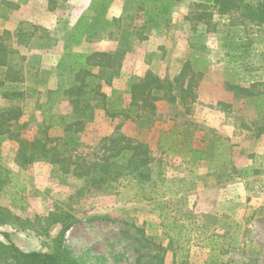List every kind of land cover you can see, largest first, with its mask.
Segmentation results:
<instances>
[{"label": "rangeland", "instance_id": "obj_1", "mask_svg": "<svg viewBox=\"0 0 264 264\" xmlns=\"http://www.w3.org/2000/svg\"><path fill=\"white\" fill-rule=\"evenodd\" d=\"M9 1L25 6L22 15L11 20L12 25L22 20L26 23L11 31L6 21L0 22V43L16 51L9 57L16 75H25L39 66L42 72L32 82L39 76L44 79V72L54 70L56 61L52 54L36 66L29 61L30 55L39 57L44 50L56 55L62 48L64 55L92 51L84 44V34L73 40L78 31H83L82 26L78 25L74 32L69 30L82 13L85 15L80 22L87 19L84 33L90 29L87 33L95 32L96 40L108 41L105 47L110 53L119 47L116 40L122 31L133 33L132 50L112 85L100 82V91L113 113L129 110L133 78H143L151 72L162 81H173L187 62L191 63V71L189 68L182 79L185 87L193 74L202 72L204 76L196 81L194 103L174 105L160 100L154 114L140 109L139 116L117 114L111 118L103 109L94 108L97 101L91 102L93 111L85 118L82 132L74 134L75 144L69 147V135L62 128L46 130L45 125L51 117L64 116L72 121L71 105L56 103L50 108L47 103L43 107L36 90L31 91L32 98L13 101L12 108L23 107L26 111L14 127L20 137L51 140L50 145H58L70 159L72 170L77 164L84 167L100 161L111 141L118 137L125 139L120 145H146L153 162L148 182L125 176L119 182L99 185L72 172L63 174L46 163L21 168L15 162L18 144L0 136V176L5 179L0 206L34 224L25 230L0 226V241L7 242L3 234L8 233L23 251L53 252V240L63 228L62 223L50 225V218L56 215L74 222L65 234V249L76 259L91 264H264V212L249 221L252 206L246 195L238 206L218 209V174L222 170L220 182L231 179V158L243 168L250 163L256 165L251 155L258 153L257 166L264 164L263 145L253 144L255 128L245 127L242 122L258 119L253 100L242 99L228 89L229 85L255 84L256 95H264V25L242 24L236 11L222 14L218 0H150L145 4L139 0H108L111 4L103 18L99 15L103 0ZM258 1L253 0V4ZM164 2L168 10L154 21H148L139 9L149 10ZM53 7H58V14L44 19L43 27L48 28L34 24L42 17L36 14L50 13ZM0 13L4 18V11ZM57 18L61 20L55 24ZM113 19L122 21L121 30L111 23ZM19 30L33 34L23 38L31 40L27 42L29 51L18 49L22 46ZM142 37L146 40H140ZM130 54L136 57L135 62L126 61ZM59 70L63 74L60 80L70 81L62 62ZM43 110L45 122L38 113ZM223 122L237 123L228 138L218 134ZM193 149L203 150L205 159L192 163ZM222 164L224 168H218ZM221 222L225 228L220 229Z\"/></svg>", "mask_w": 264, "mask_h": 264}, {"label": "trees", "instance_id": "obj_2", "mask_svg": "<svg viewBox=\"0 0 264 264\" xmlns=\"http://www.w3.org/2000/svg\"><path fill=\"white\" fill-rule=\"evenodd\" d=\"M143 4L150 0H139ZM218 7L222 14H231L236 11L238 18L242 20V24L251 23L257 26L264 25V0H259L257 4H253V0H218ZM111 4V1L103 0L99 5V15L103 18ZM167 2L162 6H154L151 9L139 8L144 12L148 21H154L164 14L168 9ZM54 8V7H53ZM238 10V11H237ZM202 20V17H198ZM87 19H82L79 26H82L83 31H78L73 40H79V36L86 34L85 25ZM120 19L114 20V26L121 30ZM9 34V33H7ZM20 43L24 44L25 37H33L32 33H17ZM133 33L125 30L119 35L116 40L119 43L114 54L106 52H95L92 54L68 52L66 60L62 62L67 66L71 79L67 83H63L56 91L49 93V104L52 108L56 103L62 101V97L67 99L73 107L72 121L66 117H51L47 120L48 124L45 129L49 130L53 127H60L66 135H69V140L66 141L67 147L75 144L74 134L82 132L86 124L85 118L89 112H92L91 102L97 101L94 108L103 109L111 118L117 114H126L127 118H131L134 113L139 116V110L148 109L151 114L156 111V102L160 100H168L171 104L177 105L180 102L184 104L194 103L196 101V89L199 79L203 78V73H195L190 77L186 87L183 85L184 79L189 73L191 63L187 62L182 71L173 81H162L153 73L148 72L143 78H133L130 85V107L128 111L113 113L107 107L106 95L100 91L101 81L104 84L111 86L118 72L122 67V63L127 55L132 50L131 37ZM98 35L91 32L88 39L96 38ZM146 40V37L140 38ZM191 48H196V45H190ZM16 54L15 50L0 43V68L11 64L9 57ZM191 71V68H190ZM182 81V83H181ZM179 89V93L175 90ZM228 89L234 91L235 94L241 95L242 98L249 96L254 97L250 89L237 85H229ZM102 98V99H100ZM139 104L140 107H139ZM21 117L20 109L10 108L6 111H0V136L7 137L11 141L18 143L19 148L15 159L16 164L21 168H26L37 163L50 164L57 168L63 174L73 173L76 177L93 180L95 184H113L119 182L125 176H134L137 181L148 182L151 179V164L153 158L150 155V149L143 144H131L126 142L120 145L124 137H118L111 141V145L105 152V155L99 161L89 163L80 167L76 165L75 169H71V161L65 157L59 150L58 145L51 146V140L45 138H35L28 140L21 138L18 129L14 127L19 125ZM15 121V122H13ZM41 132V131H40ZM53 142V140H52ZM106 153H108L106 155ZM205 152L203 150L193 149L191 162L197 163L204 159ZM92 176V177H90ZM89 178V179H88ZM5 186V179L0 176V193ZM51 226L62 223L63 228L56 238L53 240L54 251H23L13 241H11L8 233H4L7 242L0 241V264H91L87 260H78L64 247V238L66 232L74 224L73 221L62 220L56 215L50 218ZM0 226H8L18 228L20 230L32 229L34 224L30 219L22 220L17 215H14L8 208L0 206ZM163 264V263H161Z\"/></svg>", "mask_w": 264, "mask_h": 264}, {"label": "crops", "instance_id": "obj_3", "mask_svg": "<svg viewBox=\"0 0 264 264\" xmlns=\"http://www.w3.org/2000/svg\"><path fill=\"white\" fill-rule=\"evenodd\" d=\"M0 11H4V14H6L4 16V18H2V16L0 15V22L1 23H6L8 24V26H6V28L8 30L11 31H16L18 30L21 26V24L23 25V23H26V21L22 20L20 22L17 23V25L14 27L12 25V19L20 17L22 15V12L24 10V7L22 4L21 5H16L18 3H12V1H6V3H4V0H0ZM5 7H7L5 9ZM3 8V9H1ZM50 13H38L36 15H42L41 18H38L36 21H34V24H38V26H46L44 25V19L46 17L49 18H56L57 14H58V7H54L52 10H49ZM87 12V11H85ZM2 14V13H0ZM82 15L84 16L85 13ZM81 15H79L77 17L76 20H74L71 24H70V31H75V29L78 27L81 18L83 17ZM105 17V16H104ZM8 18V19H7ZM7 19V20H5ZM60 18L56 19L55 24H57L58 22H60ZM8 21V22H7ZM114 19L112 20L111 23L113 22ZM43 28H48V27H43ZM90 32V29L87 31ZM84 34L85 36L83 37L84 39V44L87 48H91L92 51H81L80 53H84V54H92L95 52H106L109 54H114L110 53V51L107 49V47H105V44L108 45V41L103 40L102 42H99V40H96L95 38L93 39H88V35L89 33ZM14 33V32H13ZM34 40V39H33ZM31 41V40H29ZM29 41H24V44L20 43L22 46H20L18 49L20 48H24L27 49V51H29L30 48H27V42ZM106 48V49H105ZM118 48V47H117ZM116 48V50H117ZM64 51L65 49L62 48L61 50H59L58 53H53V51L51 52V50H44L42 52V54H40L39 57H36L34 54L30 55L29 57V61L33 60L34 64L36 65L38 63V65H40L39 63H42L43 61H45V59H48L49 57L51 58L52 54L54 55V60L56 61V63H53L52 66H54V70L51 69V72H44V75L46 76L44 79H35V81L32 82L33 77H38L39 73L42 72L41 69H39L38 67H35L34 69H29L28 72L25 73V75H21L19 73H17L18 75H16L15 73H13V69L15 68V66L13 64H9L6 67H1L0 68V111H6L10 108H12L13 101H16L17 99H21L22 101L27 100L29 98H32L31 96V91L32 90H36L37 94L40 96V102L42 104V106H46L48 105L47 103L49 102V93L51 91H56L60 86L63 85V82L61 81L63 78V74L62 72L59 70V66L61 64V62H63L64 60H66V57L64 58ZM20 53L22 54V56H24V53H22L20 51ZM79 53V52H78ZM35 59V60H34ZM126 61H130L131 62H135L136 61V57L133 54H130ZM125 61V63H126ZM134 64V63H133ZM37 66V65H36ZM123 67H126L123 65ZM123 69V68H122ZM49 76H48V74ZM61 79V80H60ZM32 82V83H31ZM258 85L252 84L251 87H245L247 89L251 90V93L254 94V97L249 96L246 97L244 99H252L254 105L253 107L255 108L254 113L255 115L258 116V119H256L255 121H252L251 123H247L245 121H242L243 123H245V127H252L255 128L254 130V139H253V144L255 145H263L264 147V125H260L259 123L264 124V95H262L260 98H262V100H260V98L256 95L258 94L257 91H255L256 87ZM257 97V98H256ZM259 98V99H258ZM243 99V98H242ZM58 106L60 105H68L70 106V103L67 99H65L64 97H62V101L57 103ZM12 105V106H11ZM7 106V107H6ZM229 106V107H228ZM57 107V106H56ZM224 108H228L230 109L231 106L230 105H224ZM223 108V109H224ZM19 109V108H18ZM225 110V109H224ZM20 112H21V117L19 120V123L21 122L22 117H25V109L23 107H20ZM39 113V117L41 119H43V122L46 121V115L44 114V110ZM55 115V113L53 114ZM261 116V117H259ZM15 122V121H13ZM27 124V123H25ZM225 124V125H224ZM237 125V123H232L230 125V123H226L223 122V124L221 123L218 126V134L224 138H228L230 135V132H232L231 134L233 135L235 129V126ZM233 130V131H232ZM29 140V139H28ZM5 141H11L8 138ZM11 142H15V141H11ZM16 143V142H15ZM18 144V143H17ZM19 148V145H18ZM18 152V149H17ZM258 153H253L251 155L252 157V161L256 164L253 165V163H250L249 165H246L243 168H239L236 164H234L232 158L230 159V166H231V171L229 172L231 174V179L227 180L226 182H220L222 181V170L220 171V174H218V209H220V207H226V206H238L239 202H242L243 199L242 197L246 195V200L248 201V205L252 206L249 207L252 211L251 217L249 218V221H253L255 219H253V217H259V215L261 214V212H264V164L262 166H257V161H258ZM17 156V153H16ZM16 159V157H15ZM205 159V157H204ZM220 159H222V157L220 156ZM224 164H222L221 166H218V168H224L223 167ZM245 202V200H244ZM258 212V213H257ZM223 212H221L222 214ZM257 215V216H256ZM223 216V215H222ZM221 220V218H220ZM222 221V220H221ZM256 222V221H255ZM220 229L225 228V224L224 223H220ZM5 227V226H4ZM7 227V226H6Z\"/></svg>", "mask_w": 264, "mask_h": 264}]
</instances>
